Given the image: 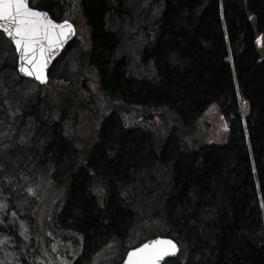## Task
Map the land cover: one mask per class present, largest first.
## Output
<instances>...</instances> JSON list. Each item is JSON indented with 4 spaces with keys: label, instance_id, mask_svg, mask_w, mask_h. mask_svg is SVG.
Listing matches in <instances>:
<instances>
[{
    "label": "trees",
    "instance_id": "1",
    "mask_svg": "<svg viewBox=\"0 0 264 264\" xmlns=\"http://www.w3.org/2000/svg\"><path fill=\"white\" fill-rule=\"evenodd\" d=\"M152 1L162 13L139 54L152 82L112 61L105 20L124 14L121 0H50L77 2L88 39L65 49L26 110L10 116L0 100V193L41 221L32 247L17 225L0 227L22 264H50L41 244L57 238L80 242L72 264H120L160 236L187 247L182 264H264V0ZM213 107L224 142L199 130Z\"/></svg>",
    "mask_w": 264,
    "mask_h": 264
},
{
    "label": "rangeland",
    "instance_id": "2",
    "mask_svg": "<svg viewBox=\"0 0 264 264\" xmlns=\"http://www.w3.org/2000/svg\"><path fill=\"white\" fill-rule=\"evenodd\" d=\"M123 2V13L114 14L109 13L105 20L107 30L118 37L117 50L112 56V61L119 59L126 60L125 72L130 77H140L153 81L155 78L154 70L150 65L141 64L139 54L144 46L149 42V32L151 31L154 22L162 13V4L152 0H121ZM64 6L62 11V18L60 20H70L75 27H77V41L80 43L86 41L88 38V29L85 26L82 17L76 13L75 4ZM77 5V4H76ZM79 10V9H78ZM77 10V11H78ZM58 14L59 10H55ZM17 54L15 53L13 44L9 42L4 34L0 33V100L5 104V112L10 116H15L26 110V108L35 100L37 94L41 91V87L27 79L21 78L16 67ZM47 86V85H46ZM52 89L53 85H49ZM241 109L243 113L248 110L247 105L241 102ZM34 122L31 119L26 121L22 127L21 141H26L33 128ZM200 132L205 131L211 140L224 142L226 134L224 127L221 124V116L218 113L217 107H213L205 114V117L199 124ZM5 125L0 122V142L4 137ZM77 132L81 135H86L85 127L83 125L78 127ZM27 198L34 197L37 192L33 187L26 188ZM41 199L45 201L49 198V193H42ZM0 203L6 204V208H0V227H8L17 225L20 234L25 239L27 244L32 247L35 244V239L31 235L32 228L38 224L40 226V219L37 223H32L27 219H20L16 215H12L10 205L5 197L0 193ZM7 238V239H5ZM38 240V239H37ZM79 243H71L61 241L59 238L54 242H50L49 246L43 242L42 250L45 259L50 264H72L73 260L69 258L78 251ZM119 262L117 259L116 264ZM0 264H22L20 256L15 249V245L6 234L0 231Z\"/></svg>",
    "mask_w": 264,
    "mask_h": 264
},
{
    "label": "snow or ice",
    "instance_id": "3",
    "mask_svg": "<svg viewBox=\"0 0 264 264\" xmlns=\"http://www.w3.org/2000/svg\"><path fill=\"white\" fill-rule=\"evenodd\" d=\"M53 16L58 18L50 0L39 3L32 0L31 6L30 0H0V33L14 42L21 62L19 71L41 81L46 79L45 69L50 58L74 32L67 19L57 22ZM6 207L0 203V208ZM186 254L187 247L175 240L156 238L127 251L124 264H161L165 257L173 258V264H182L181 257Z\"/></svg>",
    "mask_w": 264,
    "mask_h": 264
},
{
    "label": "water",
    "instance_id": "4",
    "mask_svg": "<svg viewBox=\"0 0 264 264\" xmlns=\"http://www.w3.org/2000/svg\"><path fill=\"white\" fill-rule=\"evenodd\" d=\"M58 22H62V21H58ZM70 22V21H69ZM71 23V22H70ZM72 24V23H71ZM73 25V24H72ZM73 28H74V32L70 35V37L67 39V41L65 42V44H64V46L61 48V49H59V50H57L56 51V53L50 58V60H49V62H48V65H47V67H46V69H45V76H46V79L44 80V81H41V80H37L34 76H29V75H27L26 73H21L20 71H19V68H20V64H21V62L19 61V53L16 51V48H15V44H14V42L11 40V38L10 37H8L6 34H4L5 35V38L9 41V42H11L12 44H13V46H14V49H15V53H17V57H18V59H17V72H18V74H19V76H21L24 80L25 79H27V80H29V81H32V82H34V83H38L39 85H46L47 83H48V81H49V77H50V75H49V73H50V71H51V69L54 67V65L56 64V61L59 59V57H60V55L64 52L63 50L64 49H66L69 45H70V43L71 42H73L75 39V36H76V28L74 27V25H73ZM258 41H260V38L258 39ZM160 238H162V239H169V238H164V237H160ZM154 239H156V238H153V239H149V241H151V240H154ZM148 242V241H147ZM147 242H145V243H147ZM139 247V246H138ZM132 250V249H131ZM130 251V250H129ZM179 254V253H178ZM126 256H125V259L124 260H126ZM167 260H173V258H171V257H165V261H167ZM165 261H162L161 262V264H163ZM122 264H124V261L122 262Z\"/></svg>",
    "mask_w": 264,
    "mask_h": 264
},
{
    "label": "flooded vegetation",
    "instance_id": "5",
    "mask_svg": "<svg viewBox=\"0 0 264 264\" xmlns=\"http://www.w3.org/2000/svg\"><path fill=\"white\" fill-rule=\"evenodd\" d=\"M36 2L39 3L40 0H36ZM31 3H32V0H30V6H31ZM63 7H64L63 4H60V3H59V5H57L56 7H54V9H55V10L58 9V10H59L58 13H61V12L63 11ZM49 13H50V15L52 14V12H49Z\"/></svg>",
    "mask_w": 264,
    "mask_h": 264
}]
</instances>
